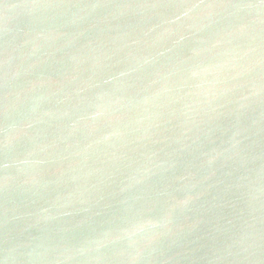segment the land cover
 <instances>
[{"label": "water", "instance_id": "95a60500", "mask_svg": "<svg viewBox=\"0 0 264 264\" xmlns=\"http://www.w3.org/2000/svg\"><path fill=\"white\" fill-rule=\"evenodd\" d=\"M0 264H264V0H0Z\"/></svg>", "mask_w": 264, "mask_h": 264}]
</instances>
